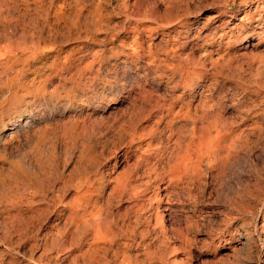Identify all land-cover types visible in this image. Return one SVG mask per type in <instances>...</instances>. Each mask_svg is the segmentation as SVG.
<instances>
[{
  "label": "rangeland",
  "instance_id": "1",
  "mask_svg": "<svg viewBox=\"0 0 264 264\" xmlns=\"http://www.w3.org/2000/svg\"><path fill=\"white\" fill-rule=\"evenodd\" d=\"M0 264H264V0H0Z\"/></svg>",
  "mask_w": 264,
  "mask_h": 264
},
{
  "label": "bare ground",
  "instance_id": "2",
  "mask_svg": "<svg viewBox=\"0 0 264 264\" xmlns=\"http://www.w3.org/2000/svg\"><path fill=\"white\" fill-rule=\"evenodd\" d=\"M44 11V10H43ZM46 15V14H45ZM46 19V18H45ZM44 19V20H45ZM54 22V21H53ZM43 24V23H42ZM45 25V24H44ZM71 26V25H70ZM54 28V27H53ZM56 28V27H55ZM41 29H42V26H41ZM40 29L41 33H42V30ZM51 30V29H50ZM54 30V29H53ZM46 31V30H45ZM53 33V32H52ZM57 34V33H56ZM55 35V34H54ZM51 36V34H50ZM56 37V36H55ZM49 38V37H48ZM40 39V38H39ZM46 39V37L44 38ZM50 39V38H49ZM56 40V39H55ZM50 41V40H49ZM44 45V43H43ZM47 47V46H45ZM38 50H39V47H38ZM30 52V51H29ZM33 54V53H32ZM206 137V136H205ZM211 137V136H210ZM221 139L217 138V137H211L209 138L208 142L206 143V152L204 153L205 155L202 156V153L201 154H194L195 157H192V158H189V159H186L183 163L180 164V166L178 167V169L176 168L175 169V172L172 173V175L170 176H173L175 174L178 173V170L182 173V175L184 176H187V174L191 177H198L200 171V166H201V163L203 162V159L204 158H207L210 162V159H221L220 157H222V159H228L230 157V155H233L234 152H230V147L228 145H222L220 144ZM216 142H217V145H216ZM193 155V154H191ZM191 157V156H190ZM216 161V160H215ZM214 161V162H215ZM176 166V165H175ZM223 166V165H222ZM222 168V167H221ZM180 173V174H181ZM188 176V177H189ZM181 178V177H180ZM173 179V178H172ZM175 179V177H174ZM174 181H177V179H175ZM172 182V181H171Z\"/></svg>",
  "mask_w": 264,
  "mask_h": 264
}]
</instances>
